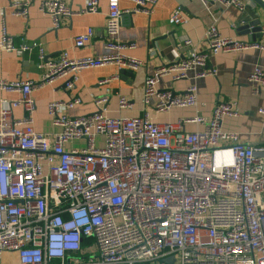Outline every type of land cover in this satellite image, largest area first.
Instances as JSON below:
<instances>
[{"label":"built area","instance_id":"2783aa9c","mask_svg":"<svg viewBox=\"0 0 264 264\" xmlns=\"http://www.w3.org/2000/svg\"><path fill=\"white\" fill-rule=\"evenodd\" d=\"M110 0L106 55L74 59L63 52L46 62L39 43L15 39L1 29L0 50L25 53L39 50L46 74L39 82L0 81V91L19 94L2 100L0 111V264H264V145L246 146L240 135L224 130L226 118H236L234 104H219L210 121L196 117L178 124H156L148 116L111 118L107 93L95 100L98 112L70 117L67 111L81 98L49 105L57 131L35 129L33 93L66 79L72 90L85 70L110 65L136 72L145 62L123 54L120 39L125 14L150 15L159 0ZM206 6L245 9L246 0H200ZM264 2V0H261ZM34 0H11L15 15L28 18ZM41 11L58 30L62 21L99 12V0H87L79 12L63 0L41 3ZM188 22L181 8L170 19L174 26ZM94 31L78 36L84 48ZM205 51L189 39L185 56L160 66L147 76L145 103L156 99L158 113L198 105L197 88L186 94L157 89L158 79L185 80L216 76L206 70L211 55L261 48L224 38L216 26L206 33ZM105 79L100 85L109 84ZM249 82L264 87V70L256 67ZM119 108L132 104L119 97ZM22 109L23 118L14 111ZM66 112V113H64ZM264 117V108L259 110ZM202 130L185 132L184 125ZM224 143V144H222Z\"/></svg>","mask_w":264,"mask_h":264},{"label":"crops","instance_id":"0c3cea01","mask_svg":"<svg viewBox=\"0 0 264 264\" xmlns=\"http://www.w3.org/2000/svg\"><path fill=\"white\" fill-rule=\"evenodd\" d=\"M47 0H34L25 20L15 15L10 7L11 0H0V38L3 25L7 34L15 39L17 45L24 40L28 44H41L46 62L57 61L61 53L68 52L71 58L82 59L108 54L107 18L110 0H99V12L79 14L62 21L58 30L53 29L51 18L44 14L40 5ZM74 12L83 10L87 0H63ZM133 5L120 1V9L128 11ZM181 8L188 22L174 26L170 19L176 9ZM260 22L262 32H253L250 25ZM216 26L224 38L236 39L244 43L257 42L264 45V10L253 0L245 1V9L225 8L219 5L206 6L200 0H159L150 15L125 14L121 19L120 39L127 45L123 54L145 62L136 72L121 70L110 65L100 69L85 70L75 88H66V79H61L33 93L36 104L35 129L39 133L52 134L53 127L49 105L53 102H68L81 98L83 103L67 111L70 117H79L99 111L95 100L110 95L106 105L111 118H141L148 116L156 124H178L182 120L205 118L210 121L219 104H234L238 113L236 118H226L223 127L227 132L240 135L243 145H264V117L259 113L264 108V87L249 82V76L256 67L264 70V50L252 48L237 53L211 55L206 70L216 72V76L196 78L199 70L191 71L189 77L173 81L171 76L158 79L157 89L171 90L184 95L190 87L197 88L198 105L192 108H175L169 113H158L156 99L145 103L144 85L147 76L153 75L162 65L178 61L185 56L182 41L189 39L201 52L206 48V33ZM94 31L92 40L82 49L75 48V39ZM46 74L40 67L39 50L25 53L0 50V81L39 82ZM109 84L100 85L102 80ZM19 94L0 91V111L2 100H17ZM119 97H125L132 104L131 109L119 108ZM66 113V112H64ZM22 109L14 111V118H23ZM199 125L186 124L185 132L202 130ZM224 144V143H222Z\"/></svg>","mask_w":264,"mask_h":264},{"label":"water","instance_id":"95a60500","mask_svg":"<svg viewBox=\"0 0 264 264\" xmlns=\"http://www.w3.org/2000/svg\"><path fill=\"white\" fill-rule=\"evenodd\" d=\"M253 1L256 2L264 10V2L263 1H261V0H253ZM250 27H252L253 32H254V30H255L256 33L262 32V28L260 26V22L259 21H256L255 23H252L250 25ZM246 146H250V145H246Z\"/></svg>","mask_w":264,"mask_h":264},{"label":"rangeland","instance_id":"374dc122","mask_svg":"<svg viewBox=\"0 0 264 264\" xmlns=\"http://www.w3.org/2000/svg\"><path fill=\"white\" fill-rule=\"evenodd\" d=\"M5 263H8V264H14L13 262H11V261H7V259H5V261H4Z\"/></svg>","mask_w":264,"mask_h":264}]
</instances>
